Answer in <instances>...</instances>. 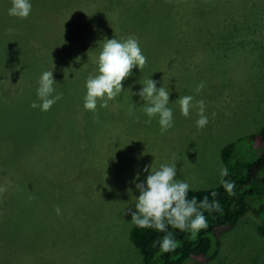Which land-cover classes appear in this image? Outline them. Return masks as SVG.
Returning a JSON list of instances; mask_svg holds the SVG:
<instances>
[{
	"label": "rangeland",
	"instance_id": "rangeland-1",
	"mask_svg": "<svg viewBox=\"0 0 264 264\" xmlns=\"http://www.w3.org/2000/svg\"><path fill=\"white\" fill-rule=\"evenodd\" d=\"M30 2V16L20 20L8 14L11 0H0V35L23 41V47L6 49L11 60L29 66L40 54L50 67V54L62 60V35L75 37L72 25L82 18L78 33L86 30L89 17L82 13L90 6L77 11L80 0L59 8H53L57 0ZM172 2L162 28L146 30V43H139L147 62L127 78L128 95H118L107 108L98 101L95 113L86 111L84 92L82 105L63 109L37 127L35 137L32 85L42 72L34 65L5 78L0 108L14 114L0 119V137L13 132L16 137L0 141V264H139L126 208L135 211V184L146 181V166L150 171L175 164L177 179L190 190H206L219 185L222 167L240 174L259 157L261 147L251 136L264 126V0ZM39 15L46 16L37 20ZM139 18L144 13L130 14L132 22ZM16 77L22 80L9 81ZM149 78L170 93L174 126L164 134L159 117L146 122L145 101L138 95ZM185 95L194 97L187 118L177 101ZM198 101L208 117L199 131ZM231 143L225 165L221 151ZM258 176L264 178V169ZM251 202L259 206L264 198ZM260 223L252 212L245 215L221 235L217 255L207 264H264Z\"/></svg>",
	"mask_w": 264,
	"mask_h": 264
},
{
	"label": "trees",
	"instance_id": "trees-1",
	"mask_svg": "<svg viewBox=\"0 0 264 264\" xmlns=\"http://www.w3.org/2000/svg\"><path fill=\"white\" fill-rule=\"evenodd\" d=\"M75 1L57 0L56 6L53 8H59L64 4L69 6ZM79 5L77 11H80L84 6H90L86 13H82L89 17L86 30L78 33L79 26L84 23L82 18L81 21L79 20L72 25L71 31L75 30L72 32L75 33V37L62 35L65 45L62 50V60L56 61L55 54H50L49 59H51L48 61L50 67L47 66L46 60L41 59L40 54L37 57L34 56L29 66L19 65L20 61L11 60L6 49L10 45H22L23 47V41L16 37L7 40L5 36L0 35V91L4 89L5 78L9 74H22L25 69L36 65L42 73L53 71V78L56 82L53 96L62 93L61 99L49 111L40 113L39 107L35 109L36 118L31 130V134L35 137L39 136V130L36 128L50 124L63 109L68 110L82 105V95L86 92V80L89 74L95 75L97 73L96 60L106 39L115 38L124 41L129 37H136L137 39L142 34L143 39L137 41L138 43H146L145 31H153V27L157 24L162 28L161 20L171 15L174 9L172 0H80ZM134 12L144 13V18L132 22L130 14ZM43 16L46 15H39L37 20ZM151 36H153L152 32ZM162 36L161 33L160 37ZM151 38L154 39L155 37ZM57 70H61V74H58ZM22 78L24 77L22 76ZM22 78L16 77L9 81L19 83ZM39 78L36 79L39 80ZM122 84L123 91L119 95H128L127 79ZM32 86L34 90L38 88V84L33 83ZM36 93L37 91L34 92L35 102L40 103ZM1 97L0 102H2ZM13 114V109L0 108V119ZM15 137L16 133L13 132L9 137H0V141ZM251 139L261 147L259 157L247 163L243 168V173L235 174L228 169L229 176L225 178L235 182V195H228L220 184L211 189L189 191V199L195 196L198 201L205 196L209 198V201H212L211 193L216 192L215 199L219 201L222 208V211L218 212H204L209 226L207 229L201 230L196 237H192L189 232H181L169 226L168 230L173 233L179 246L174 252L159 254V246L154 247L153 245L154 242L161 240L166 233H160L154 229H140L132 225L129 231V240L139 252V264H184L186 261H192L195 264H207L217 255L221 235L233 229L239 220L249 212L261 218L257 232L264 238V204L256 206L251 202L264 198V178L258 176L259 172L264 169V126L258 134L251 136ZM233 149L234 143L222 149L221 159L225 165L228 164L229 153ZM248 199L252 200L248 203Z\"/></svg>",
	"mask_w": 264,
	"mask_h": 264
},
{
	"label": "clouds",
	"instance_id": "clouds-1",
	"mask_svg": "<svg viewBox=\"0 0 264 264\" xmlns=\"http://www.w3.org/2000/svg\"><path fill=\"white\" fill-rule=\"evenodd\" d=\"M32 11L30 0H11V7L8 14L20 20L27 19ZM147 58L142 54L137 39L129 37L124 41L115 38L106 39L103 43L96 64L97 73L89 74L85 87L84 108L86 111L96 112L97 103L101 108H107L109 101L115 100L123 91L122 82L132 75L133 68L141 71L146 65ZM53 71H44L39 80L37 88V99L40 103L33 102L32 108L39 107L41 111L47 112L61 99L62 93L53 96L55 92ZM157 82L147 79L142 85V90L138 93L145 101L144 113L147 115V123H151L152 118L159 117L161 134L170 130L173 124V111L168 107L170 93L163 86L157 89ZM203 83L195 89L199 94L203 89ZM194 97L185 95L177 99L181 115L189 117L192 109ZM198 119L196 120L197 130H202L208 124V117L205 115L203 101H198ZM135 105L129 109V114ZM213 117L215 113L212 114ZM148 173L146 181L136 183L135 187L139 191V196L135 199V211L127 207L126 213L131 215V223L140 229H154L160 233H166L161 240L154 242V247L159 246V254L174 252L179 246L174 239L172 229L181 232H189L192 237H196L201 230L208 228L207 218L204 212L222 211L216 192H212V201L205 196L199 200L193 196L189 199L190 184L177 179V167L175 164H161L158 169L151 170L146 166L143 170ZM219 184L225 189L228 195H235V182L225 179L229 176V170L222 167L219 172ZM136 179H139L137 174ZM60 214V208L55 209Z\"/></svg>",
	"mask_w": 264,
	"mask_h": 264
},
{
	"label": "crops",
	"instance_id": "crops-1",
	"mask_svg": "<svg viewBox=\"0 0 264 264\" xmlns=\"http://www.w3.org/2000/svg\"><path fill=\"white\" fill-rule=\"evenodd\" d=\"M133 225V224H132Z\"/></svg>",
	"mask_w": 264,
	"mask_h": 264
}]
</instances>
